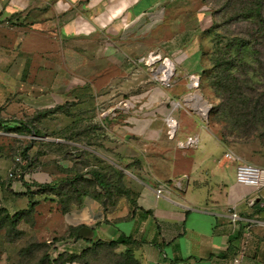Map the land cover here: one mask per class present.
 <instances>
[{"label": "crops", "instance_id": "obj_1", "mask_svg": "<svg viewBox=\"0 0 264 264\" xmlns=\"http://www.w3.org/2000/svg\"><path fill=\"white\" fill-rule=\"evenodd\" d=\"M169 1L0 0V49L17 48L39 64L30 72L38 81L30 84L31 102L36 109L63 106L64 126L82 129L77 139L49 138L45 158L10 179L9 188L49 184L55 196L82 174L80 195L70 199L56 233L75 240L70 255L117 241L137 264H264V185L238 183L237 163L224 154L250 160L248 145L224 142L203 120L211 104L187 81L201 68L200 54L174 51L171 88L139 61L160 43L148 36L164 32ZM169 117L178 123L175 139ZM190 136L197 144L182 147ZM72 148L83 152L74 162ZM98 170L116 171L121 181L111 178L104 188L92 174ZM67 213L91 215L93 223L70 226Z\"/></svg>", "mask_w": 264, "mask_h": 264}, {"label": "rangeland", "instance_id": "obj_2", "mask_svg": "<svg viewBox=\"0 0 264 264\" xmlns=\"http://www.w3.org/2000/svg\"><path fill=\"white\" fill-rule=\"evenodd\" d=\"M260 1H263L264 14V0ZM224 3L225 0H171L167 7L166 20L162 26L164 32L161 34V31H158L148 36L152 44L158 40V37L160 40V43L152 45L151 51H159L169 58L175 50L177 56H186L194 52L200 54L201 68L193 70L189 76L194 73L200 75V86L194 90L196 93L205 95L202 101L206 99L211 104L208 115L203 116V120L209 122L212 130L220 136L227 131L226 127L235 125V120L228 116V109L225 108L213 84L214 59L231 37H250L248 35L253 29V24L250 23L253 14L229 18L230 9L223 8ZM174 34H176L175 37ZM19 52L14 47L0 49V118L24 120L35 126L40 134L51 136L35 137L30 132L20 133L14 128V122H11L12 126L8 129L0 128V264H74V262L78 264H134L116 248H98V246L82 253L75 261L69 263L67 259L57 261L60 255L67 254L64 252L55 256L53 246L56 241L66 240V237L56 233L60 227L61 215L65 211L64 207L68 205L70 199L58 194L51 195L49 190L45 193L38 192L35 193L34 205L30 208L25 196L9 188L11 171H15L16 168H20L21 172L29 170L35 161L37 152L39 153L38 159L45 158L41 153H47L50 150L49 138L70 136L77 139L82 133V129L78 127L69 129L64 126L62 111L39 116L41 111L55 109L56 106L36 109V102H31L34 97L28 93V90L30 84L38 81L32 79L30 72L39 64L34 63L35 58L32 54H20ZM20 56H25L30 63L20 62ZM5 57L6 59L10 57L12 60H7L8 63H5ZM245 59L250 66H254V58L246 56ZM237 67L236 65L233 70L237 71ZM258 67L260 68L259 64ZM261 74L263 77L257 78ZM250 77L253 79L252 83L260 87L261 92L263 89L261 85H264V73L257 74L251 71ZM49 104L44 103L45 106ZM35 117L38 118L35 119ZM225 136L230 143H239L231 141L235 138L234 134ZM250 138L251 142L241 143L248 145L246 152L250 160L246 161L263 167L264 129L255 132ZM26 147H30L27 154L24 153ZM82 153L80 148H72L69 149L67 155L74 162L81 158ZM17 157H20L23 163H18ZM32 190L39 191L36 188ZM16 211L22 213L15 222H11L6 216L7 214L13 215Z\"/></svg>", "mask_w": 264, "mask_h": 264}, {"label": "trees", "instance_id": "obj_3", "mask_svg": "<svg viewBox=\"0 0 264 264\" xmlns=\"http://www.w3.org/2000/svg\"><path fill=\"white\" fill-rule=\"evenodd\" d=\"M260 0H225L223 8H229V18H234L238 16H245L247 14H253V17L250 21L253 24V29L250 33V37L246 36H234L229 39V41L222 47L218 56L214 59L215 75L213 84L216 88V92L220 94V98L225 105V108L228 109V116L231 119H234L235 125L226 127L227 131H224L220 138L226 142L230 143V140L226 138L227 134H234L235 138L231 141H236L239 143L251 142L250 138L255 132H258L264 129V85H261V92L259 91L260 87L252 83L253 79L250 77V72L264 73V14L263 6ZM249 43V45H247ZM246 56H250L255 59L254 66L246 61ZM240 60V61H237ZM237 61V62H236ZM237 71H234L236 65ZM260 65V68L258 67ZM263 77L257 76V78ZM259 81L261 79H258ZM260 86V85H259ZM63 106H56L55 109L43 110L39 116H45L49 113H55L61 111ZM38 116V117H39ZM38 117H35L37 119ZM11 122H14V128L20 133L30 132L35 137H49L51 135L45 134L42 135L36 129L35 126L29 124L28 122L21 119H3L0 118V128L8 129L11 127ZM58 137V136H53ZM256 137V135H255ZM50 146L53 145L52 141H48ZM30 147H26L24 153L27 154ZM42 155L46 154L45 152L41 153ZM38 156V157H37ZM35 161L39 158V153L37 152ZM34 161V162H35ZM17 169V168H16ZM111 171V170H109ZM102 171L92 172L94 178L97 180L98 184L102 185L104 188H107L106 181L114 178L116 183L121 181L122 175L115 171V173ZM110 173V174H109ZM82 174L77 173L70 180L66 179L65 184L62 183L59 189L56 190V194L61 196H66V198H76L80 195L81 192V182ZM52 187L49 184L39 185L37 190L33 191L31 187L25 192H19L23 196H26L28 199V204L31 207L34 205L35 193H45L47 190H51ZM63 189H66L63 191ZM68 190V191H67ZM123 189H119V192ZM67 200V199H66ZM65 210L68 206L64 207ZM22 212L16 211L13 215L7 214V219L11 222H15ZM123 242V240L121 241ZM119 242L113 241L108 243L107 247L116 248ZM100 243L96 242L91 248L84 250L82 253H85L89 249H93L98 246ZM126 259L134 264H137L134 259L131 258L129 252L124 253ZM81 255H60L58 260L67 259V263L75 261L80 258ZM56 264V263H53Z\"/></svg>", "mask_w": 264, "mask_h": 264}, {"label": "built area", "instance_id": "obj_4", "mask_svg": "<svg viewBox=\"0 0 264 264\" xmlns=\"http://www.w3.org/2000/svg\"><path fill=\"white\" fill-rule=\"evenodd\" d=\"M0 26H2V21H0ZM139 61L143 64H146L151 68V75L154 81L162 84L166 88H171L174 85V77L176 74V65L174 61L164 56L161 52L152 50L145 56L141 57ZM201 77L197 74H191L189 76V86L191 89H196L200 86ZM168 126V136L171 139H175L176 131L178 128L177 120L173 117H169L166 120ZM197 144V138L194 136L188 137V139L184 142H180L182 147H190ZM224 159L226 161L236 162V179L238 183L244 184L246 186H250L256 189L261 188L264 185V168L260 165L254 164L252 162H248L240 155L235 153L232 150H227L224 154ZM18 163H23L20 157L16 158ZM22 172L20 168L15 171H11L9 173L10 179L20 178ZM158 196H162L164 194L162 188H158L156 191ZM233 221L239 219V214L234 212L232 214ZM74 239L69 240H59L54 243V255L59 256L60 254L71 250V248L75 245ZM236 263L239 262L238 259L235 260Z\"/></svg>", "mask_w": 264, "mask_h": 264}, {"label": "clouds", "instance_id": "obj_5", "mask_svg": "<svg viewBox=\"0 0 264 264\" xmlns=\"http://www.w3.org/2000/svg\"><path fill=\"white\" fill-rule=\"evenodd\" d=\"M94 203V202H93ZM65 223L70 226H78L79 224H91L93 218L91 215H85L83 213H67L64 216Z\"/></svg>", "mask_w": 264, "mask_h": 264}, {"label": "bare ground", "instance_id": "obj_6", "mask_svg": "<svg viewBox=\"0 0 264 264\" xmlns=\"http://www.w3.org/2000/svg\"><path fill=\"white\" fill-rule=\"evenodd\" d=\"M198 98V97H197ZM199 99V98H198ZM205 112V111H204Z\"/></svg>", "mask_w": 264, "mask_h": 264}]
</instances>
